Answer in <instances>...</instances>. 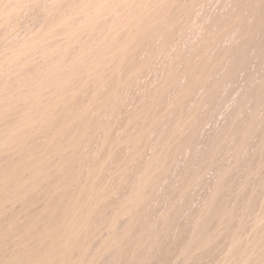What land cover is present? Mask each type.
<instances>
[{
	"label": "rangeland",
	"instance_id": "rangeland-1",
	"mask_svg": "<svg viewBox=\"0 0 264 264\" xmlns=\"http://www.w3.org/2000/svg\"><path fill=\"white\" fill-rule=\"evenodd\" d=\"M0 264H264V0H0Z\"/></svg>",
	"mask_w": 264,
	"mask_h": 264
}]
</instances>
